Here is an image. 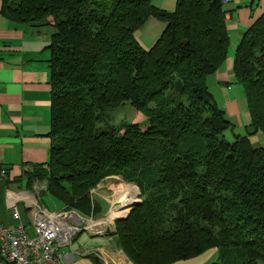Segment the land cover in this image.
Returning <instances> with one entry per match:
<instances>
[{
  "label": "trees",
  "instance_id": "obj_1",
  "mask_svg": "<svg viewBox=\"0 0 264 264\" xmlns=\"http://www.w3.org/2000/svg\"><path fill=\"white\" fill-rule=\"evenodd\" d=\"M0 12L55 30L50 157L28 177L30 189L45 185L42 205L48 195L58 211L96 218L103 211L91 191L119 177L141 192L115 231L133 264H171L211 249L219 251L212 264H264V148L225 138L232 123L206 82L231 44L223 0H178L173 12L153 0H2ZM151 17L167 28L145 49L137 32ZM233 72L250 127L264 132V13L236 47ZM125 104L147 117L146 130L110 124Z\"/></svg>",
  "mask_w": 264,
  "mask_h": 264
},
{
  "label": "crops",
  "instance_id": "obj_2",
  "mask_svg": "<svg viewBox=\"0 0 264 264\" xmlns=\"http://www.w3.org/2000/svg\"><path fill=\"white\" fill-rule=\"evenodd\" d=\"M177 1L153 0V4L173 12ZM223 3L231 39L230 58L227 59L229 64L226 71L223 69L227 61L218 71L219 76L229 79L234 68L232 56H235L236 47L246 31L264 13V0H232ZM1 8L2 0L0 11ZM166 28L165 22L151 17L138 30L137 39L143 48L150 49ZM54 32L51 26L17 24L0 12V224L25 225L29 235L32 234L30 236L34 235V231L27 204L37 198L34 193L37 183L30 189L28 177L34 166L49 160L52 144L49 136L52 105L48 61ZM239 93L241 95L240 90ZM2 170L8 172V179L3 177ZM116 178L101 182L93 194L101 203V215L105 212V206L109 204L106 211L112 206L109 197L102 193L111 192L109 186ZM16 204L20 212L17 220L11 213L12 205ZM71 249L75 256L67 264H133L118 247L115 231L107 235L96 234L90 228L83 230L74 239ZM218 258V249H211L171 264H212Z\"/></svg>",
  "mask_w": 264,
  "mask_h": 264
},
{
  "label": "built area",
  "instance_id": "obj_3",
  "mask_svg": "<svg viewBox=\"0 0 264 264\" xmlns=\"http://www.w3.org/2000/svg\"><path fill=\"white\" fill-rule=\"evenodd\" d=\"M229 1L232 0H223ZM2 175L8 178L6 170H2ZM45 188L44 184L37 183L34 193L38 195ZM27 208L34 235H29L25 225L0 224V264H67L74 259L71 249L74 239L91 227L85 218L75 210L50 211L36 198ZM11 213L16 220L20 218L17 204L12 205ZM92 222L96 234L107 232L103 223Z\"/></svg>",
  "mask_w": 264,
  "mask_h": 264
},
{
  "label": "rangeland",
  "instance_id": "obj_4",
  "mask_svg": "<svg viewBox=\"0 0 264 264\" xmlns=\"http://www.w3.org/2000/svg\"><path fill=\"white\" fill-rule=\"evenodd\" d=\"M232 53L233 52H231V55ZM232 57L234 58L235 56L233 55ZM229 58H230V54H228L227 59ZM228 64H229V60L226 63L225 69H223L224 71H226ZM219 73L220 72L217 71L209 75L207 77L206 82H207V87L211 95L213 96L217 106L219 107V109L225 112L226 120L232 123L231 128L225 133V138L230 142H234L235 140H237V138L239 139L247 138V141L249 142L251 147L264 148V132L262 131L254 132V129L250 127V123H249L250 113H249L248 101L242 86L236 83L234 72H232L231 74L232 77L230 76L229 79H227V77L219 76ZM233 79L235 80L236 84L234 83ZM239 90L241 91V95L239 93ZM113 116H114V120L111 121L110 124L116 127H119L122 123L139 124L143 131L146 130L148 127L147 117L144 114L136 111L130 104H125L124 106L120 107L118 110H116L113 113ZM102 126H106V124L104 123L102 124ZM118 178L113 180L114 182L110 184L109 188L112 189L110 193L109 191L102 193L103 195L109 197L110 203H112V206H110L111 210L109 209V211H106L107 208L109 207L108 204L107 207L105 206L104 214L98 216L97 218H94L92 216H87L80 212V214L85 218V220L89 223V225H91L90 227L91 230H93L92 221H94L95 223L100 221L101 223H103L102 225L105 228V230L111 231V233L116 231L117 222H116V218L114 220L112 219V214H111L112 209L120 206V204H122V201L124 202L127 199L129 200V198L132 201H134L137 197L138 192H140V190L135 184L124 182L123 180ZM107 184L109 185V183ZM91 192L92 194H95L96 188L93 189ZM36 199L39 200L38 195ZM42 200L45 206L49 208V210L54 211V210H59L61 208L60 203L53 200L48 195H44L42 197ZM138 200L142 202L140 196H138ZM39 202L41 203L40 200ZM126 216L127 215H125V217ZM125 217H120L118 219H123ZM109 218L111 222L109 221Z\"/></svg>",
  "mask_w": 264,
  "mask_h": 264
},
{
  "label": "water",
  "instance_id": "obj_5",
  "mask_svg": "<svg viewBox=\"0 0 264 264\" xmlns=\"http://www.w3.org/2000/svg\"><path fill=\"white\" fill-rule=\"evenodd\" d=\"M138 196H141L140 192H138L137 197H136V199L134 201H128L127 203H124V205L122 203L121 210H129V212L127 213V216L125 218H123V219H126L130 215V213L133 211V209L136 206L140 205L141 202L138 200ZM123 219H116V222L119 221V220H123ZM104 234L111 235L112 233H111V231H107Z\"/></svg>",
  "mask_w": 264,
  "mask_h": 264
},
{
  "label": "bare ground",
  "instance_id": "obj_6",
  "mask_svg": "<svg viewBox=\"0 0 264 264\" xmlns=\"http://www.w3.org/2000/svg\"><path fill=\"white\" fill-rule=\"evenodd\" d=\"M128 201H132V200L129 198V200H126V201L122 202L123 205H124V203H127ZM121 207H122V204H120V206H118L117 208H115V210H114L112 213H114V212H118V211H122V210H121ZM109 217H110V216H109ZM107 221H108V220H107ZM109 221L111 222L110 218H109ZM109 221H108V222H109ZM98 223H101V222L98 221Z\"/></svg>",
  "mask_w": 264,
  "mask_h": 264
}]
</instances>
